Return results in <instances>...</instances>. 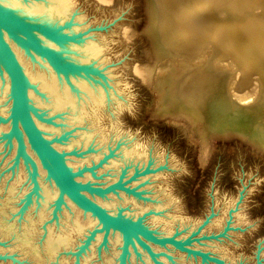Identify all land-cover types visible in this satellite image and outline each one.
Returning <instances> with one entry per match:
<instances>
[{"label": "rangeland", "instance_id": "obj_1", "mask_svg": "<svg viewBox=\"0 0 264 264\" xmlns=\"http://www.w3.org/2000/svg\"><path fill=\"white\" fill-rule=\"evenodd\" d=\"M68 1L72 28L65 31L98 48L89 64L102 70L106 82L90 75L95 84L91 85L82 76H70L69 81L85 83L91 93L74 86L77 102L81 100L89 114H84L85 120L67 119L66 111L52 116L57 118L53 126L60 128L57 134L67 138L58 149L78 155L65 159L67 164L76 169L97 166L103 160L94 176L85 172L89 177L80 181L104 187L121 176L127 181L125 186L138 195L117 190L97 201L132 219L142 218L157 234L179 229L183 231L179 237L186 236L209 213L213 202L215 216L199 235L222 232L228 220L231 229L224 237L193 245L230 264H256L258 253L264 264V150L239 132L209 130L198 109L185 100L195 84L212 89L210 77L199 79V86L193 82L197 75L205 74L211 65L231 66L232 62H239L246 72L237 81L243 80L241 87L253 91L254 98L264 96V0ZM74 44H65L73 61ZM36 66L48 73L41 64ZM212 94V99L217 96L215 91ZM88 134L89 139L83 141ZM13 150L14 146L8 149L0 142L1 220L13 223L17 234L31 237L42 254L46 229L52 236L67 237L68 244L51 261L40 262L20 246L10 245L13 236L3 232L0 264H101L104 252L114 250V242L112 246L107 242L104 249L97 234L98 241L94 239L89 249L75 256L95 221L90 222L71 204L57 212V218L52 215V202L40 207L37 199L40 184H47L46 175L39 172V196L32 195L29 206L23 207L31 182L24 169L8 172ZM147 165L152 172L128 180ZM9 184L14 186L11 194L6 189ZM230 209L235 210L232 218ZM72 220L81 224V230H75ZM137 248L128 264H154L144 249ZM151 249L163 253L156 256L159 264H200L170 247Z\"/></svg>", "mask_w": 264, "mask_h": 264}, {"label": "bare ground", "instance_id": "obj_2", "mask_svg": "<svg viewBox=\"0 0 264 264\" xmlns=\"http://www.w3.org/2000/svg\"><path fill=\"white\" fill-rule=\"evenodd\" d=\"M0 7L12 12L16 16L23 18L27 21H37L41 22L43 24H47L48 26H51L55 23H63L68 19L69 17V1L68 0H0ZM219 24V23H218ZM223 25V24H222ZM72 28V27H71ZM70 28V29H71ZM69 30V29H68ZM250 31V30H249ZM66 32V31H65ZM69 33V32H66ZM70 33H73L70 32ZM3 35L5 37V40L15 53L17 60L19 61L22 71L27 79V82L29 83V86L27 89V96L29 99V102L37 109L39 113H41L44 116H53L55 114H60L63 111H66L65 116H67V119H72L74 122L85 120V116L87 112L84 111V103L79 100V103L77 102V99L74 95H76V87L79 89L85 90V94H90L86 90V84L80 83L78 85L74 84V81H69L70 76H76V75H67L65 77L63 74H60L56 72L51 66L50 63L42 56L31 50L28 46L21 44L19 41L11 37L7 32L3 31ZM37 37L39 38V41L53 49V50H59V51H66V58L70 61H73L68 58L67 50L65 48V44L73 43H60L57 44L53 41H50L40 34H37ZM74 54L73 57L76 61V63H80L82 65L89 64L97 55L98 48L91 43H83L82 41H79V43L74 42ZM60 47V49H59ZM29 59V60H28ZM222 60V59H221ZM73 61V62H75ZM224 61V60H223ZM255 61V60H254ZM39 63L43 66L44 69L47 70V74L45 72H42L39 70L36 66V64ZM220 63V62H219ZM231 63V62H230ZM239 63V62H238ZM238 63H231V66H227V64L223 65H216L211 67L212 62L209 64L211 65L210 68H206L205 74L197 75L196 80L193 82L196 83L199 86V79H212L211 83H209V86L211 89L208 90L209 87L203 86L202 87H195V85L192 86V89L189 88L186 93V101L193 105L195 108L198 109L200 114L202 115L203 119L206 120V123L208 126L212 125V128H224V127H231L236 126L234 124L239 123L240 121L245 122V125H247L250 131H248L252 137H253V130H260L264 131V121H262V118H264V96H257L253 97V91L250 92V90H244L241 87V82H239V78L241 75L246 73L244 70H242L239 67ZM93 65V64H92ZM95 66V65H93ZM97 67V66H95ZM97 69H99L97 67ZM100 70V69H99ZM240 73H238V72ZM101 73L102 70H100ZM77 77V76H76ZM84 78V76H82ZM261 77H264V74H262ZM96 79H100L98 77H95ZM264 82V78H262ZM86 80V79H85ZM91 85L93 82L86 80ZM104 83L106 82V78L102 80ZM201 81V80H200ZM205 81V80H204ZM238 81V82H237ZM62 83V84H61ZM100 85V80L98 82ZM108 84V83H107ZM212 84L216 86L215 90L212 87ZM253 84V83H252ZM256 84V83H255ZM261 85H264L261 83ZM206 87V88H205ZM106 88V87H105ZM254 88V87H253ZM258 89V88H257ZM213 91H215V94L217 96L213 97ZM256 95V94H255ZM210 101L213 102V104H210ZM11 109V100H10V91H9V81L8 77L3 70L1 64H0V131L2 129H7L0 133V142H5V144L8 146V149L11 148V146H14L13 155L15 154V150L17 147L16 139L14 136H9L7 138L6 134L9 131L11 120L6 119L10 114ZM89 116V114H87ZM86 115V117H88ZM93 116V114H92ZM1 119H5L6 121H2ZM57 119V118H56ZM56 119H53L55 122ZM91 119V118H90ZM33 120L36 124V126L43 132L44 136L46 138H51L53 136H57L60 131L59 127H55L53 125H50L51 123H46L42 120H39L35 116H33ZM88 121V120H87ZM92 121V119H91ZM90 121V122H91ZM4 124V125H2ZM253 124V125H252ZM90 135H86L84 137L83 141H87L89 139ZM23 140L26 146V152L28 155L32 158L34 164H35V172H37V181H38V188L34 193H30L31 188L29 187L26 195L23 196V201L25 202V208L29 206L31 203L32 195L39 196V172L43 175H46L45 170L40 165L38 159L33 153V150L29 147L27 140L25 136L23 135ZM53 147L60 151L59 144L53 143ZM7 156V155H6ZM70 156H65L64 161L65 164L71 168L70 165L67 164L66 160ZM66 159V160H65ZM21 163V164H20ZM8 165V164H7ZM10 166V164H9ZM21 171V169H24L28 174L29 179V172L32 170L28 163L23 161L21 158L19 161V164L14 169H9V171L14 173V170ZM89 177L87 173H84L82 176H78L77 180H83V178ZM46 183H41V197L38 198V204L40 207H47L52 201V203L55 202L59 192L58 188L53 182V180L49 177H45ZM18 181V179H17ZM16 181V182H17ZM7 192L12 193V190L14 189V186L9 184L7 186ZM95 197V198H93ZM96 202H99L103 199L101 196L92 195V197ZM54 199V200H53ZM65 200V205L61 204L59 209L55 213H53V206H52V215L54 218H57V212H59L62 208V205L67 206L68 204L75 206L71 201L68 199ZM99 200V201H97ZM103 201V200H102ZM100 204V202H99ZM103 206V205H102ZM2 205L0 204V215L2 213ZM76 207V206H75ZM105 207V206H104ZM77 208V207H76ZM106 208V207H105ZM107 209V208H106ZM110 213H116L117 210L113 211L111 209H107ZM123 214V213H122ZM39 216V215H38ZM90 219L89 221H95L96 223L93 225L100 226V224L97 222L95 218H93L90 214H87ZM123 216L126 218L128 217L127 214H123ZM29 220V219H28ZM27 220V222H28ZM72 225L75 228V230L78 232L81 230V224L76 220H72ZM62 229V226L59 225ZM65 227V226H64ZM25 229V228H24ZM26 230H29V227L27 226ZM92 230V228L90 229ZM88 230V233L89 231ZM8 232L9 235L13 236L10 237L12 243L10 245L17 246L25 250V252L29 255H31V258L33 260H38L40 262L43 261L44 258H46L48 261H51L53 257L57 254L58 250L61 247H66L68 244L67 237H63L62 235H59L56 233V235L52 236L50 234L49 229H46L44 231V237L42 240V244L44 246V252L42 254V251L36 250L37 248L32 245L31 243V237L27 238V235L24 236L21 234H17V230L15 229V226L13 223H4V221L0 218V233ZM25 232V231H24ZM80 233V232H79ZM97 234H101L100 236H96ZM110 234V235H109ZM109 234L107 235V242L109 245L112 246V242H114V250L109 251V248L107 249V242L105 245H102L104 249H107L106 252L102 255V263L101 264H117V256L119 252V245L121 242V235L119 232L110 230ZM113 235V236H112ZM86 237V236H85ZM96 237V238H95ZM103 234L102 233H96L88 243L85 244V241L78 247L77 253H75V256L80 255L82 251H84L85 248L88 247L91 241H98L100 238V241H102ZM1 245V244H0ZM36 245V244H35ZM155 246V245H154ZM101 247V248H102ZM168 248V247H167ZM40 249V248H39ZM1 250V248H0ZM138 251V248H137ZM132 255V250L130 252L129 260ZM86 258V257H85ZM50 264H59L58 261H52Z\"/></svg>", "mask_w": 264, "mask_h": 264}, {"label": "water", "instance_id": "obj_3", "mask_svg": "<svg viewBox=\"0 0 264 264\" xmlns=\"http://www.w3.org/2000/svg\"><path fill=\"white\" fill-rule=\"evenodd\" d=\"M70 24V19L63 23L52 24L51 26L37 21H27L0 7V64L8 77L11 100L10 114L6 118L11 120V124L6 136L7 138H9L10 135L14 136L17 143L15 154L9 169L11 170L17 167L22 158L32 169L29 172V180L32 187L30 193H34L37 190V172H35V164L32 158L26 152V146L23 140L24 135L29 147L33 150L34 155L45 170L47 177L51 178L58 188L59 194L53 203V213L59 209L61 204L65 205L64 199H68L84 213H89L94 217L100 226H95L89 231L84 240L85 244L93 239L94 235L99 232L103 234L101 242L105 245L110 230L119 232L121 235V242L119 245L117 264H128L130 252L131 250L138 252L137 246L141 247L149 254L154 264H159L156 256L163 253L155 254L151 249L154 245L163 248H173L185 254L187 257L198 260L200 264H230L223 258L193 245L202 240L219 239L224 237L231 229L229 226L230 221L228 220L222 232L218 234L199 235L201 230L208 225L213 216H215L213 202L210 204L209 213L205 215L204 219L198 222L196 227L186 236L179 237L183 233V231L179 229H176L174 233L170 234H157L142 223V218H125L120 210H117L115 214L110 213L104 206L90 197L92 195L103 197L105 194L116 192L117 190H122L137 196L138 193L134 191V189H129L125 186L127 181H122L120 176L112 183L100 187L88 181L82 182L77 180L76 178L82 176L85 172H89L94 176V169L97 166H100V163L103 160H101L97 166H83L76 169L69 168L65 164L64 157L71 155L77 157V153L74 150L68 152L63 150L58 151L53 147V143L61 144V141H66V135L62 134L59 136L58 134L57 136L46 138L43 132H41L36 126L33 116L46 123H51L52 125H55L53 121L54 118H52V116L47 117L42 115L29 102L26 89L29 86V83L27 82L15 53L5 40L3 31L7 32V34L21 44L28 46L31 50L44 57L56 72L63 74L65 77H67V75H76L84 76L85 79L89 80L91 75L92 78L98 77L104 79L103 74L97 69V67L92 64L82 65L70 60L68 61L66 60L65 50H53L43 45L37 37V34H40L44 38L57 44L79 42L75 33L65 32L66 28L71 27ZM210 104L212 105L213 102L210 101ZM1 120L6 121L5 119ZM203 123L211 131L219 132L228 129L233 132H239L243 137L252 141L254 145L264 150V131L254 129L252 137L248 134L250 127L245 125V122L243 121L234 124L236 126H231L230 128H212V125L208 126L206 122ZM150 172L152 171L150 170L149 165H147L144 170L141 172H135L128 180ZM212 197L213 196H211V198ZM240 199L241 196L239 197V200ZM238 203L239 201L236 203L235 210L237 209ZM25 205L24 202L23 207H25ZM235 210H229V218H232L231 214ZM258 257L257 253L256 264H260ZM10 258L13 261H16L13 256H10Z\"/></svg>", "mask_w": 264, "mask_h": 264}, {"label": "flooded vegetation", "instance_id": "obj_4", "mask_svg": "<svg viewBox=\"0 0 264 264\" xmlns=\"http://www.w3.org/2000/svg\"><path fill=\"white\" fill-rule=\"evenodd\" d=\"M26 175H27V174H26ZM39 177H40V176H39ZM27 179H28V178H27ZM28 189H29V188H28ZM28 189H27V190H28ZM27 190H26V191H27ZM25 193H26V192H25ZM25 193H24V194H25ZM53 200H54V199H53ZM52 202H53V201H52ZM100 204H101V203H100ZM68 205H69V204H68ZM101 205H102V204H101ZM103 206H104V205H103ZM105 207H106V206H105ZM63 208H65L64 205H62V208H61V209H63ZM106 208H107V207H106ZM77 209H79V208H77ZM107 209H108V208H107ZM51 210H52V207H51ZM79 210L82 211L81 209H79ZM109 211H110V210H109ZM82 212H83V211H82ZM87 214H89V213H85V216H87ZM93 218H94V217H93ZM95 223H96V222H95ZM90 229H91V228H90ZM87 233H88V232H87ZM86 235H87V234H85V236H86ZM85 236H84V239H85ZM92 242H93V241L90 242V244L88 245V247L86 248V250L90 248ZM82 243H83V242H82ZM82 243H80V245H81ZM107 248H108V247H107Z\"/></svg>", "mask_w": 264, "mask_h": 264}]
</instances>
